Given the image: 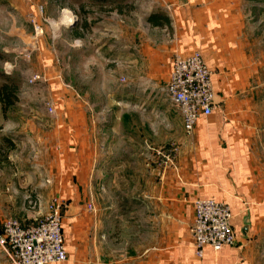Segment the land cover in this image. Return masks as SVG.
<instances>
[{
    "label": "crops",
    "instance_id": "obj_1",
    "mask_svg": "<svg viewBox=\"0 0 264 264\" xmlns=\"http://www.w3.org/2000/svg\"><path fill=\"white\" fill-rule=\"evenodd\" d=\"M114 1H0L5 6L43 7L46 13L49 7L55 9L45 16L32 9L27 17L43 23L44 32V21L59 30L64 52L75 55L83 72L82 85H90L87 71L91 65L106 73L124 71L128 81L124 85L113 77L102 81L109 88L100 96L106 102L123 104L124 109L97 108L91 104L92 93L78 89L76 93L69 84L59 87L55 73L46 81L22 85L21 96L29 101L47 93L51 100L47 108L52 106V113L47 114L56 113L60 119L51 117L38 127L27 122L24 129L0 118L3 134L11 132L15 139L8 164H23L29 174L31 166L23 158L28 151V158L33 156L44 167V179L36 182L28 177L25 182L45 199L40 213L45 214L52 198L62 201L69 264L263 263L264 111L259 91L263 84L253 76L257 70L254 44L251 32L246 31L241 0H135L130 3L134 23L122 7L101 12V7L127 2ZM59 7L62 17L56 11ZM80 10L81 17L77 16ZM158 11L167 24L148 23L147 18ZM41 49L47 52L42 44ZM194 51L201 53L211 72L215 107L188 135L179 126L178 112L170 131L165 126L173 106L163 92L174 56ZM93 91L99 93L100 88ZM60 104L63 108L57 113L54 106ZM167 140L180 144L179 154L172 165L156 168L147 147ZM2 161L0 167L8 165ZM3 183L0 177V194L4 195ZM134 199L140 203L134 205ZM197 199L226 204L235 235L232 246L218 252L206 248L201 259L194 255L190 234ZM70 205L76 215L66 217ZM137 213L139 225L134 223ZM247 214L250 229L245 239L240 230ZM122 245L128 247L121 249Z\"/></svg>",
    "mask_w": 264,
    "mask_h": 264
},
{
    "label": "rangeland",
    "instance_id": "obj_2",
    "mask_svg": "<svg viewBox=\"0 0 264 264\" xmlns=\"http://www.w3.org/2000/svg\"><path fill=\"white\" fill-rule=\"evenodd\" d=\"M102 1L106 4L110 2L115 3L114 0H100V3ZM133 1L135 0H127V2L119 4L118 6L114 4L109 7V5H107L105 8L101 7L100 10L101 12L106 14L107 12L118 10L120 9V7H122L121 10L124 11V14L127 16L128 20L134 23L136 21L132 19V17H130V15H133L132 11L134 10V8H132L130 4L133 3ZM241 2V10L247 17L246 31L251 32V39L253 40L254 44L253 54L257 70L253 76L260 79L263 84L259 88V91H261L260 95L262 97L261 109L264 111V0H241ZM59 8L60 9H56V11L58 12L59 17H62V15H64V12L61 10L62 7ZM32 9L34 13H37V11L39 10V13H42L44 16L47 14L51 15L52 12L55 11L53 7H49V11L46 13L43 7H14L10 5L5 6L2 5V2L0 3V74H4L8 77L7 80L3 77H0V85L5 82H11L10 85H14L16 88V92L14 94L16 101L14 105H12L8 109V113L6 112V114H8L9 116H2V112L0 110V118L2 119L3 117V119L6 120L7 124L11 123L15 126L19 125L20 128L24 127V129H26L25 127L28 126L27 122H32L35 127H38L39 124H46V122H49L46 120H50L51 117H55L56 113L54 115L47 114L49 112L48 108H52V106H49L47 108L48 105H51L49 104V101L51 100L47 93H42L37 101H29L30 99L28 100V97L22 98L20 91L22 89V85H24L25 83L29 84V79H31L33 76H39V80L36 82H41L43 80L46 81L47 78H49L48 75L51 73H55V77L58 78V80L56 81L59 82V87L64 88V86H62L61 84H69L76 93H78L77 89L80 93H92V95L94 96L91 97L94 102H92L91 104H94L97 108H105L106 106H109V108L111 107L116 109H124L123 104L115 103V101H110V103L106 102L105 99L100 95L103 94L101 93V91H103L104 88H109L108 84H102L103 80H110V78L113 77L115 78V82L117 84L124 85V83H128L125 72L120 71L119 69H116L118 71L113 70L111 73H106L105 71L101 72L97 66L91 65L89 71H87L90 85H82V83H84L81 81L83 72L82 70H78V68L80 67H78L79 64H77L78 61L75 55H67L64 52V39L61 35H59V30L51 29L52 26H50L47 21H44V26L47 27V32H44V27H42L43 23L40 24V22H37L36 19L31 20L30 17H27L28 15H32ZM82 13L83 10H80L77 16L80 15L81 17ZM88 13L89 16H93L94 12L88 11ZM35 26L40 27V29L42 30L41 33L35 32ZM55 34H57V36ZM41 40L42 43H40ZM41 44L43 47L47 48V52H42V49L39 50ZM113 87L115 86H111L110 88ZM98 88H100L99 93L93 91V89L97 90ZM111 92L121 93V91L117 89L116 91L115 89H113ZM163 93L165 98H167L165 89ZM62 108L63 105L61 104L58 106H54V109H57V113ZM172 109L174 115L171 114L169 120L164 119L165 126H169V131L172 123L177 119L175 117L177 115V110L175 107H173ZM36 112H38L39 116L40 113L43 112H45V115L42 118H39L37 117L38 114ZM56 119L59 120L60 117H55L54 120ZM179 126L182 132L186 134L182 122ZM2 128L3 126L1 125L0 145H2V138H7L9 142L13 144V140H15L13 134H11V132H7L8 134L6 135L8 136H5V134H3L2 132ZM14 131H19V129L14 128ZM17 138V140H19V138L21 137ZM5 144L6 143H4V145ZM179 147L180 144L172 140H167L163 144L155 147L148 146V158L150 161H153V163L155 164L153 166H155L156 168H166L167 165L170 166L169 162H167L168 160H172L173 162L176 160L180 151ZM13 150L14 147L9 151H7V147H2V149L0 150V159L3 160V156L6 153V155L8 156V153ZM28 153L29 152L27 151L26 156H24L23 158L26 160L27 165L31 166L29 167V174L27 170L28 167L24 166L23 164H15V166H12V164H8L9 162L7 160L2 161L4 162V164L8 165L0 167V177L4 180V183L2 185L4 195L0 194V235L3 231L4 221L9 218L16 219L21 225L24 226L29 225L42 218L43 212H39V207H42V202H45V199L38 196V194H36L34 190L32 191L30 184H27L25 181L26 179H28V177L36 182L44 179V167L38 164L39 161L37 163L33 156H31V159H29ZM18 160L19 159H17L16 161ZM20 162H23V160H20ZM33 180L31 181L33 182ZM9 187H11L14 192H7ZM29 200L31 201V205H33L35 201H39L40 205H36L34 209H31L28 206ZM132 203L134 205H138L140 202L139 199H134ZM135 220V225H139V213H137ZM125 247L128 246H120L121 249H125ZM133 254H135L134 250ZM262 258L264 259V255ZM0 264H12L1 246ZM64 264L69 263L68 261H66ZM72 264L83 263L75 262ZM86 264L93 263L90 262ZM261 264H264V261Z\"/></svg>",
    "mask_w": 264,
    "mask_h": 264
},
{
    "label": "built area",
    "instance_id": "obj_3",
    "mask_svg": "<svg viewBox=\"0 0 264 264\" xmlns=\"http://www.w3.org/2000/svg\"><path fill=\"white\" fill-rule=\"evenodd\" d=\"M41 31L39 26H35L36 33ZM38 80L39 76H33L29 84ZM165 93L189 135L197 121L209 116L215 107L211 72L201 53L194 51L185 56H174ZM48 111L52 113V108ZM167 162L172 165L173 161ZM36 205L40 202L35 201L31 205L28 201L31 209ZM193 206L190 234L197 259L203 257L206 248L218 252L222 247L234 244L233 216L226 204L212 199H197ZM63 207L60 199L52 198L42 218L29 225H21L14 218L4 221L0 246L12 264H64L67 261Z\"/></svg>",
    "mask_w": 264,
    "mask_h": 264
},
{
    "label": "trees",
    "instance_id": "obj_4",
    "mask_svg": "<svg viewBox=\"0 0 264 264\" xmlns=\"http://www.w3.org/2000/svg\"><path fill=\"white\" fill-rule=\"evenodd\" d=\"M148 23L152 24V25H157V26H161L164 24H167L168 21L166 19V17L161 13V12H156L154 14H151L148 18ZM81 28V26H80ZM77 30V27H76ZM78 36V35H76ZM0 77L5 78L6 80L8 79V77L4 74H0ZM11 82H5L2 85H0V110L2 112V116H6V112L8 111V109L14 105L16 98H15V92H16V88L14 85H10ZM1 144L0 145V150L2 149V147H7V151H9L10 149H12L14 147V145L12 143L9 142V140L7 138H2L1 139ZM4 143H6L4 145ZM6 151V152H7ZM7 154V153H6ZM3 156V160H7V155Z\"/></svg>",
    "mask_w": 264,
    "mask_h": 264
},
{
    "label": "water",
    "instance_id": "obj_5",
    "mask_svg": "<svg viewBox=\"0 0 264 264\" xmlns=\"http://www.w3.org/2000/svg\"><path fill=\"white\" fill-rule=\"evenodd\" d=\"M214 104H215V96H214ZM76 215V211L74 209V207H72V205H70L68 207V211L65 214L66 217H71V216H75ZM242 228L240 230L241 236L245 239L248 238L249 236V229H250V215L247 214L244 218H243V222H242Z\"/></svg>",
    "mask_w": 264,
    "mask_h": 264
}]
</instances>
